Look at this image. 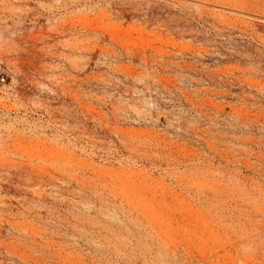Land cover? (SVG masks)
Masks as SVG:
<instances>
[{
  "label": "rangeland",
  "instance_id": "rangeland-1",
  "mask_svg": "<svg viewBox=\"0 0 264 264\" xmlns=\"http://www.w3.org/2000/svg\"><path fill=\"white\" fill-rule=\"evenodd\" d=\"M0 264H264V0H0Z\"/></svg>",
  "mask_w": 264,
  "mask_h": 264
}]
</instances>
